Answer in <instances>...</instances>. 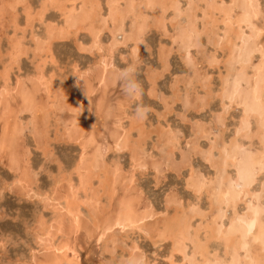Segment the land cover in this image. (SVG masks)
Returning a JSON list of instances; mask_svg holds the SVG:
<instances>
[{
	"label": "snow or ice",
	"instance_id": "snow-or-ice-1",
	"mask_svg": "<svg viewBox=\"0 0 264 264\" xmlns=\"http://www.w3.org/2000/svg\"><path fill=\"white\" fill-rule=\"evenodd\" d=\"M23 7L26 22L23 27L17 26L12 36L11 57L14 61L30 54V45L27 44L29 26H33L32 40L37 44L43 40L45 45L56 39L57 30L61 34L66 30L65 25L58 29L55 23L45 24L46 13L58 7L49 0H33ZM135 7L133 4V10ZM140 8L174 13L173 23L179 20L180 24L172 43L174 47L180 46L182 62L172 66L165 56L167 50L162 49L159 72L156 73L161 80L160 90L150 88L147 99L144 87L131 90L127 98L134 112L132 119L143 122L145 127L134 126L115 140L114 159L109 167L114 169L117 178L123 175L137 182L151 177L145 193L149 204L186 207L185 216L190 215L192 220L199 217L200 224L196 228L197 236L191 235L190 221L186 233L178 234L175 221L168 220V212L161 210L157 213L152 207L141 216L133 205H122L114 226L110 220L102 230L112 235H116V230L120 232L111 251L115 259L109 264H264V0H208L207 3L190 2L186 8L178 0L172 4L147 0V3L140 4ZM193 10L198 17L195 22ZM209 19L217 25L223 24V35L219 36L220 43L215 47L222 50L224 43L229 42L230 68L237 64L250 65L253 54L259 52L262 59L257 88L248 95H242L239 89V75L233 80L231 72L228 76L222 73L217 84L216 78L207 74L208 69L221 63L215 54L209 57L205 51L206 63L200 62L201 49L205 47L200 38L209 28ZM37 20L46 28V36L37 33L34 27ZM201 20L205 32L198 28ZM216 34H219L218 28ZM208 36V43L212 45L213 33L208 32ZM126 38L124 32L114 35L117 40ZM232 41H235L234 45ZM137 42L144 43L143 40ZM92 47H99L98 38ZM152 51L155 55V50ZM146 103L150 106L145 107ZM240 108H243V115L229 126L230 114ZM150 113L154 114L153 128L148 130L146 116ZM256 116L259 117L261 139L258 152L253 151L251 145L241 147L242 142L253 139ZM146 131L152 133L153 140L166 139V145L149 153L142 146L147 138ZM54 149L55 145L51 144L38 150L43 153L42 157L37 163L29 164L35 176L40 177L47 170L48 180L59 187L79 173L81 184L74 187L73 197L85 204L94 203L95 196L84 183L85 157H61ZM121 156L127 160L126 171ZM237 156L239 163L235 162ZM229 160L233 163L229 164ZM229 167L235 169L231 175L227 171ZM31 181L32 174H29L26 181L5 182L0 185V198L9 194L15 196L18 184ZM50 195V192L29 191L26 198L19 199L20 206L12 213L0 211V264H31L19 256L10 260L6 253L20 243L15 239L14 227L23 224L31 232L34 216L38 214V208L33 213L30 207H23L25 202L47 203ZM185 200L188 202L186 206ZM200 232L224 246V259L205 261L196 258ZM101 239H104L103 235ZM168 240L173 244L171 253L160 251L161 245ZM189 240L192 249L183 246ZM121 241L122 251L119 248ZM145 243L157 251L146 249ZM190 250L191 256L188 255ZM177 251L183 257L182 261L176 259ZM228 255H231L230 260Z\"/></svg>",
	"mask_w": 264,
	"mask_h": 264
},
{
	"label": "rangeland",
	"instance_id": "rangeland-1",
	"mask_svg": "<svg viewBox=\"0 0 264 264\" xmlns=\"http://www.w3.org/2000/svg\"><path fill=\"white\" fill-rule=\"evenodd\" d=\"M83 1L84 3H82ZM108 1L109 0H49V3L55 4L58 7L46 13L45 24L55 23L57 24L58 29L61 25H65L66 30L63 32V34L57 30L56 39L53 40L51 44L45 45L43 40H41L40 44H37L32 40L33 26H29L27 33V44L30 45V54H26L23 58H18L14 61L12 57L10 58L12 50V36L16 32V27H23L24 23L26 22V17L24 16L25 8L23 5L31 4L33 0H0V93L1 90L4 89V79H6L5 81L7 83V88L11 89V91L12 88L15 87L17 81L20 84L19 86L23 84L24 88L20 87L21 90L28 91L32 89L33 104L36 107V119L38 122L33 124V116L30 113L21 112L20 110L13 113L11 120H14V123H16L19 127V130H16V143L14 144V148L16 147L15 151L17 150V160L20 159V161H18L20 168L17 171L10 169L8 163L9 158H7L8 154L6 153L7 151L5 152L6 154L4 153L3 155H0V185L4 184L5 182L11 183L14 180L26 181V178L29 176V174H32V181L31 183L25 182L22 185L18 184L15 196L9 194L5 198H0V211L12 213L14 208L20 206L19 199L21 197L26 198L29 191L35 190L36 192L44 191L46 194L48 192L51 193V195L48 196L47 203L40 202L37 205L29 204L26 201L23 205L25 208L30 207L33 210V213H36L38 208V214L34 216L31 232H29L23 226V224L14 227L15 239L20 243L18 246H14L10 253H6L10 260H15L19 256L22 260L30 261L31 264H52V260L56 257L57 259L65 261L66 264H109L110 261L115 259V257L111 255V251L113 245L117 244L120 232L119 230H116V235L105 234L102 231V228L110 220L114 226L116 217L118 216L117 211H120L121 202H127L126 199L128 198L126 197H129L127 203L133 205L139 214L143 215V211L152 207H155L157 213H159L161 210L168 212L169 216L173 215L174 213L175 209L173 207L167 208L163 205L153 206L148 203V197L145 195V193L151 183V177H146L142 181L137 182H134L131 177H125L123 175H121L122 179H119L117 178L114 169L110 168L109 165L112 164L114 159V141L120 136H123V133L129 132L134 126L137 128L145 127L143 122L134 121L132 119L134 112L132 111V106L130 105L127 98L131 90L134 88L142 89L144 87L146 99L147 92L150 88L157 91L160 90L161 80L157 78L156 73L159 72L158 66L160 65V53L162 49L167 50L165 56L170 60L172 66L182 62L180 46L176 45L174 47L172 43L175 33L177 34L178 32L180 21L177 20L175 23H173L172 17L174 16V13L172 12L163 14L151 9L140 10V4L144 3L145 0H120L121 3H118L120 8L123 10V8L128 7L129 10H131V12L133 11L134 14V19H132L133 14L131 13H129L131 16L127 14L126 17H123L122 32L125 33L128 30L127 33H130V24L132 19L135 22V26H133L134 38L129 39V42L127 40L119 39L118 41L120 43L117 42L114 44V35L112 34L111 29L112 21L108 17ZM174 1L177 0H158V2H167L169 4L174 3ZM178 1L185 8L187 7L188 4L185 0ZM203 1L204 0H202V3H205V1ZM217 2H219V0H217ZM193 3L198 4L200 2L195 0ZM74 4H76L74 9L77 13H73V15L79 14L81 9L85 11V9L89 7V10H86L85 12L90 14L89 16L91 19L87 20L86 22L84 21V23L78 24V26L72 27L67 25L65 22L70 20L68 18L70 15L64 17L63 12L66 10L68 11L71 6H74ZM127 4L128 6H126ZM132 4L136 5L134 10L132 8ZM17 5H20V7L17 8ZM200 15H203L202 11ZM193 16V22H195V20L198 18L196 16L195 10H193ZM116 19L117 20H115L114 23L115 25H118L120 22L118 20L120 19ZM91 20L93 22V26L96 28V31H98V29L99 31L102 29L100 32L101 34L98 35V37L100 36L98 38L100 48L92 47L94 42H92V35L90 33L91 31L89 27V25H91L90 23H92ZM214 22L215 21L212 19L208 20L209 28L207 32H205V24L203 20H201V23L198 25L199 30L205 32V34L200 38L202 44L205 46L201 49L200 62L206 63V58L203 55L205 51L208 53L209 57L212 56V54H215L216 58L220 60L221 63L215 68L208 69L207 74L214 76L217 80V84H219V77L221 74L223 73L224 75H227V70L230 68L228 63L229 42L226 41L224 43V48L222 50H217L215 45L220 43L219 36L223 35V24H218V26ZM34 27L40 36H46L47 30L46 28H43L39 20L35 22ZM134 27L136 28L134 29ZM125 28H127V30ZM142 28L144 29L143 32ZM217 28L219 29L218 35L216 34ZM208 32L213 33L212 38L214 43L212 45H209L208 43ZM118 34L119 33L116 35ZM20 35H24V33H20ZM138 40H143L144 43H138ZM102 43L103 45H101ZM257 47H259V45H257ZM81 48L86 49V51H81ZM101 48L103 50H101ZM133 49H135V53H133ZM153 49L155 50V55H153ZM256 54L257 56L255 53L253 54L252 65L250 64L251 68L246 69L245 72L246 76H249L250 78L252 73H254L253 70H259V66L261 65L262 58L258 52ZM101 60L105 61L108 65L107 69H110L105 73L102 72V68L99 63ZM235 67H232L231 69H234ZM109 71L112 72L110 73ZM112 73H114V75ZM101 74H104V76ZM99 79L101 81H99ZM242 85V88H245L244 82ZM72 86H75L74 92L72 90ZM181 86H183V84ZM99 97H103L102 100ZM116 100H118V103ZM16 102L19 104L15 103L13 105H17L20 108L22 101L19 99ZM75 104L84 108L87 107L88 113L84 112L82 114V112H72L71 107H73L74 110V106H76ZM100 105H102L101 108L103 107V111L97 112V106L100 107ZM1 106L2 105H0V107ZM144 106L149 107L150 105L146 103ZM67 107L69 109H67ZM104 107L107 113L106 111L104 112ZM241 111L242 108L230 114L229 126H231L233 122H238L241 116ZM17 112H19V114ZM77 115L78 117H76ZM153 118L154 114L151 113L146 116V127L148 130L153 128ZM116 119L119 122H117ZM116 122L118 123L119 127L117 126ZM34 126L35 129H32ZM72 129H74V131H72ZM115 131H117V133ZM35 132H38L39 134ZM145 136L147 138L142 142V146L145 147L149 153H152L154 149L164 147L167 143L165 140H153L152 133L149 131L145 132ZM90 140H93L94 144L93 141ZM83 142H86V147L84 150H81V145ZM184 142L187 143L186 140ZM250 142L252 144L251 146L253 151H256L257 146L255 145H257V139L253 138ZM201 143L206 144L207 142L202 141ZM51 144L55 145L54 150L61 157L79 159V156L82 153L85 155L86 161L90 162L92 159L89 158L88 155L91 152L94 154L91 153L89 155L90 157L92 154L94 156L97 155L96 158L93 156L95 159H93L94 164L92 162L88 163L89 166H86L88 169L84 170V183H88L87 186L89 189L92 188L94 190V193L92 192L91 194L94 195L95 192L97 193V199H95V202L94 204L92 203L91 207L90 203L88 206V204L86 205L83 203L81 199H78L77 201V198H75L77 202L82 204L80 206V210L82 212L80 216L81 219L77 227H75V225L73 226L72 223H69L71 221L70 215L68 216L67 211L62 209V205H64V200L70 195V192L71 195L69 197L73 198L72 191L74 187H80L78 185V179L81 178L80 174L77 173L76 175L71 176L59 187H56L55 184L48 180L47 170L44 175L36 177L34 170L29 167V164L37 163L42 157L43 153L39 152L38 150L43 145ZM108 148L112 150L110 151ZM121 159L125 164L126 171L127 160L124 156H121ZM97 168H99L98 171ZM87 178L89 180H87ZM109 179L116 183H111ZM117 179H119L118 182ZM102 180L105 183L102 182ZM103 186L105 187L102 188ZM123 187L125 189H123ZM112 189L115 190V192H111ZM123 191L125 193L127 192L124 197H122L124 194ZM81 192H83V189H81ZM134 198L139 200L133 202L135 200ZM187 203V200H185V206ZM181 208L186 209V207ZM108 213H110V215ZM112 214L114 215L112 216ZM54 217H57L60 220L59 226L61 227V234H59V232L54 233L56 231L50 228L49 233L52 235V237H54V242L57 241L56 243H58V245H63V243L64 245H67V248L64 247L65 252L64 250L60 253L54 252L53 250L48 251L38 244L37 233L40 231V223H42L43 227L45 228L50 227L52 224V226H56L55 223L52 222ZM109 217L110 219L108 220ZM191 221L193 225L196 224L195 226L200 224L199 217ZM101 235L104 236V239H101ZM200 235L202 236V234H199V236ZM171 244L172 243L170 240L165 241L161 245L160 251L171 253ZM208 246V253L206 252V255H212V251L215 249L219 252V255L222 256V248L218 246L216 241L208 243ZM144 247L150 251H157L156 249H153L148 243H145ZM119 248L122 251V241L120 242ZM187 248L190 249V246ZM190 251L188 252V255ZM162 258L163 257H161V259ZM176 259L182 261V256L177 253Z\"/></svg>",
	"mask_w": 264,
	"mask_h": 264
},
{
	"label": "bare ground",
	"instance_id": "bare-ground-1",
	"mask_svg": "<svg viewBox=\"0 0 264 264\" xmlns=\"http://www.w3.org/2000/svg\"><path fill=\"white\" fill-rule=\"evenodd\" d=\"M55 1V0H54ZM131 1H133V0H131ZM131 1H129V2H131ZM163 1V0H162ZM186 1V3L188 4V3H193V2H195V0H185ZM197 2H200V3H202V0H196ZM205 1V3H207L208 2V0H204ZM203 1V2H204ZM90 2V1H89ZM120 2V0H109L108 1V3L107 4H109V12H108V17H109V19L112 21V27H111V29H112V34L113 35H116L117 33H121L123 30H122V28H123V17H126L127 16V14H129V13H131V14H133V11L131 12V10H129V8L127 7V8H123V10L120 8V6L118 5V3ZM174 2H177V1H174ZM179 2V1H178ZM77 3V2H76ZM82 3H84V1L82 2ZM121 3V2H120ZM144 3H147V0H145V2ZM196 4V3H195ZM75 5L76 4H74V6H71L70 7V9L67 11H65V12H63V15H64V17L66 16H68V15H72L71 17L69 16L68 18L70 19V23L68 22V21H65L66 23H67V25H69V26H72V27H75V26H78V24H80V23H84V21L86 22L87 20H90L91 18H90V14L88 13V12H85L86 10H89V7L88 8H86L85 9V11L83 10V9H81V12L79 13V14H74L73 15V13H77L76 12V10L74 9V7H75ZM80 5V4H79ZM122 5V4H121ZM133 5V4H132ZM85 6H87V5H85ZM123 6V5H122ZM126 6H128V4L126 5ZM131 7V6H130ZM140 7V6H139ZM82 8V7H81ZM84 8V7H83ZM94 9V8H93ZM79 10V9H78ZM97 10V9H96ZM140 10H141V8H140ZM90 12V11H89ZM93 12H94V10H93ZM70 13H72V14H70ZM95 13V12H94ZM107 14V13H106ZM164 14V13H163ZM160 15V14H159ZM161 16V15H160ZM195 16V15H194ZM193 16V17H194ZM141 17V16H140ZM116 18H118V19H120V20H118V21H120L119 23H118V25L116 24L115 25V23H114V21L115 20H117ZM173 18V17H172ZM132 19H134V14H133V18ZM131 19V24H130V33L128 34L127 33V28H125L127 31L125 32L126 34H127V38L126 39H123V40H129V39H133L134 38V34H133V26H135V22L133 21ZM196 19V18H195ZM130 21V20H129ZM90 22V21H89ZM91 22H92V20H91ZM102 22H103V19H102ZM137 22V21H136ZM140 22V21H139ZM65 23V24H66ZM138 23V22H137ZM215 23V22H214ZM91 25H89V27H90V33H91V35H92V42H95L96 40H97V38H99L98 37V35L99 34H101L100 32H101V30L99 31V29H98V31H96L95 29V27L93 26V22L92 23H90ZM180 24V23H179ZM88 26V25H87ZM105 26V25H104ZM219 26V25H218ZM98 27H99V25H98ZM139 27V26H138ZM178 27V26H177ZM211 27H213V26H211ZM101 28V27H100ZM136 27H134V29H135ZM136 31H137V29H136ZM97 32V33H96ZM176 32H177V30H176ZM141 34V33H140ZM175 35H176V33H175ZM136 38V37H135ZM113 40H114V44L115 43H120L117 39H114V37H113ZM137 40V39H136ZM208 40V39H207ZM122 41V40H121ZM129 42V41H128ZM101 43V42H100ZM123 43V42H122ZM232 43H233V45L235 44V41H232ZM208 44V43H207ZM101 45H103V43L101 44ZM116 46V45H115ZM126 46V45H125ZM100 48V47H99ZM106 49V48H105ZM100 50V49H99ZM160 53V52H159ZM203 53V52H202ZM213 53V52H212ZM257 53V52H256ZM255 53V55L257 56V54ZM259 53V52H258ZM231 55V48L230 47H228V57ZM112 56V55H111ZM225 56V55H224ZM255 56V57H256ZM103 57V56H102ZM10 58H11V56H10ZM101 58V57H100ZM260 58V57H259ZM107 60V59H106ZM110 60V59H109ZM254 60H256V59H254ZM258 61V60H257ZM110 62V61H109ZM132 62V61H131ZM100 63V65H101V68H102V72H106L107 70H110V69H107L108 68V65H107V63L105 62V61H103V60H101V62H99ZM111 64V63H110ZM42 65V64H41ZM251 65H252V63H251ZM251 65H241V64H237L236 65V67L234 68V69H231V68H228V70H227V75H225V76H228L229 75V73L231 72V76H232V79L233 80H235L236 79V77H237V75H239V80H240V82H239V89L241 90V93H242V95H248L250 92H252L253 90H255L256 88H257V81H258V77H259V75H260V72H259V70L257 69V70H253L254 71V73H252V76H251V78L248 76H246V69H249V68H251L250 66ZM259 65V64H258ZM98 66V65H97ZM99 67V66H98ZM227 67V66H226ZM257 67V66H256ZM95 68V67H94ZM100 68V67H99ZM112 70V69H111ZM110 73L112 72V71H109ZM248 72V71H247ZM109 74V73H108ZM113 75H114V73H112ZM100 75V74H99ZM102 76H104V74H101ZM107 76V75H106ZM109 76V75H108ZM112 76V75H111ZM110 76V77H111ZM92 77V76H91ZM101 77V76H100ZM115 77V76H114ZM7 78V77H6ZM120 79V78H119ZM126 79V78H125ZM6 79H4L3 81H4V85H3V87H4V89H2L1 90V93H0V105H2V109L0 110V121H2V123H3V128L5 129V130H1L0 132V155H3L6 151V153L8 154V156H7V158H9L8 159V163H9V167H10V169L12 170L13 169V171H17L20 167H19V164H18V161H20V159L19 160H17V154H16V151H15V148H14V144L16 143V130L14 129V130H8V128H9V125H8V123H7V121H5V118H7V115L8 114H13V113H15L17 110H16V107H13L12 105H11V103L10 102H15L16 103V101L17 100H21L22 102H21V106H20V110H21V112H26V113H30L32 116H33V120L35 121V116H36V113H35V111H36V107H35V105L33 104V90L32 89H30V90H28V91H24V90H21L20 89V87H23V84L21 85V86H19L20 84L18 83V81H17V83L15 84V87L14 88H12V91H11V89H9V88H7V83H6V81H5ZM71 80V79H70ZM99 81H101L100 79H99ZM106 81V80H105ZM126 81V80H125ZM22 82V81H21ZM244 82V84H245V88H242V83ZM73 83H74V81H73ZM46 84V83H45ZM72 84V83H71ZM107 84V83H106ZM37 85V84H36ZM74 85V84H73ZM78 85V84H77ZM75 86H72V90H73V92H74V88ZM79 87H80V85H79ZM93 87V86H92ZM107 87H108V85H107ZM24 88V87H23ZM33 88H35V87H33ZM46 88V87H45ZM109 88V87H108ZM25 89H26V86H25ZM59 89V88H58ZM57 89V90H58ZM103 89V88H102ZM243 89V90H242ZM75 91H78V90H75ZM83 92V91H82ZM86 92H88V91H86ZM91 92V91H90ZM102 93V92H101ZM36 94V93H35ZM78 95V94H77ZM102 95V94H101ZM106 96V95H105ZM101 100H102V98L101 97H99ZM35 99V98H34ZM55 99V98H54ZM106 99H107V97H106ZM126 99V98H125ZM124 99V100H125ZM77 100V99H76ZM95 101V100H94ZM107 101V100H106ZM51 102V101H50ZM99 102V101H98ZM105 102V101H104ZM103 102V103H104ZM116 102L118 103V100H116ZM120 102V101H119ZM102 103V104H103ZM241 103H243V100H241ZM19 104V103H18ZM50 104V103H49ZM97 104V103H96ZM101 104V103H100ZM104 104H106V103H104ZM122 104V103H121ZM51 105V104H50ZM108 105V104H107ZM127 105V104H126ZM80 106V105H79ZM102 106V105H101ZM104 106H106V105H104ZM109 106V105H108ZM89 107V106H88ZM120 107H122V106H120ZM93 108V107H92ZM112 109V108H111ZM16 110V111H15ZM18 110H19V106H18ZM92 110V109H91ZM108 110V109H107ZM109 110H110V108H109ZM108 110V111H109ZM60 111V110H59ZM102 111H103V107H102ZM101 111V112H102ZM106 111V109H105V107H104V112ZM111 111V110H110ZM122 111V110H121ZM124 111V110H123ZM18 113V112H17ZM88 113V112H87ZM106 113H107V111H106ZM112 113V112H111ZM11 114V115H12ZM19 114V113H18ZM29 114V115H30ZM34 114H35V116H34ZM108 114H110V113H108ZM113 114V113H112ZM115 114V113H114ZM121 114V113H120ZM123 114V113H122ZM16 115V114H15ZM51 115V114H50ZM88 115V114H87ZM106 115V114H105ZM119 115V114H118ZM243 115V108H242V111H241V116ZM94 116V115H93ZM113 116H116V115H113ZM8 117H9V115H8ZM120 117V116H119ZM121 117H122V115H121ZM120 117V118H121ZM108 118H110V117H108ZM119 118V119H120ZM89 119V118H88ZM105 119H107V118H105ZM20 120V119H19ZM106 121V120H105ZM115 121V120H114ZM116 121L117 122H119L117 119H116ZM75 122V121H74ZM73 122V123H74ZM116 122V123H117ZM253 125H254V128L252 129V133H253V138H255V139H257V145H255V146H257V149H256V151L258 152L259 150H260V147H261V139H260V135H259V130H260V125H259V117L258 116H256L255 117V119L253 120ZM1 123V124H2ZM71 123V122H70ZM72 123V124H73ZM78 123V122H77ZM87 123V122H86ZM115 123V124H116ZM39 125V124H38ZM75 125H76V123H75ZM113 125H114V123H113ZM134 125V124H133ZM13 126H14V128H15V126H17V124L16 123H14L13 124ZM117 126H118V123H117ZM81 127V126H80ZM116 127V126H115ZM119 127V126H118ZM77 128V127H76ZM82 128V127H81ZM81 128H80V130H81ZM122 128V127H121ZM38 129V128H37ZM71 129V128H70ZM97 129V128H96ZM114 129V128H113ZM41 130V129H40ZM77 130V129H76ZM123 130V129H122ZM72 131H74V129H72ZM71 131V132H72ZM85 131V130H84ZM114 131V130H113ZM117 131H118V129H117ZM117 131H115L116 133H117ZM109 132V131H108ZM111 132V131H110ZM35 133H37V134H39L38 132H35ZM115 133V134H116ZM119 133V132H118ZM79 134V133H78ZM81 134V133H80ZM83 134V133H82ZM90 134H91V132H90ZM114 134V133H113ZM113 134H111V135H113ZM124 134V133H123ZM69 135V134H68ZM65 136V135H64ZM110 136V135H109ZM66 137V136H65ZM78 137V136H77ZM20 139V138H19ZM113 139H114V136H113ZM18 140V139H17ZM40 140V139H39ZM74 140V139H73ZM157 140H160V139H157ZM165 140V142H166V139H164ZM82 141V140H81ZM89 141V140H88ZM90 141H93V140H90ZM250 141H252V140H250ZM250 141H244V142H242V144H241V147H245V146H247V145H249V143H250V145H252L251 144V142ZM42 142V141H41ZM87 142V141H86ZM86 142H83L82 143V145H81V150H84L85 149V144H86ZM115 142V141H114ZM79 143V142H78ZM18 144V143H17ZM93 144H94V141H93ZM89 146H91L90 144H88ZM114 145V144H113ZM113 147V146H112ZM254 147V146H253ZM108 149H110V148H108ZM19 150V149H18ZM255 150V149H254ZM81 152H83V151H81ZM90 152V151H89ZM149 152V151H148ZM5 153V154H6ZM91 153H93V152H91ZM90 153V154H91ZM89 154V155H90ZM94 154V153H93ZM91 155V157L88 155V157L89 158H91L92 160L90 161V162H92L93 163V156L94 155ZM80 155H83L82 153L80 154ZM215 155H219V153H216ZM21 156V155H20ZM84 157H85V155H83ZM96 156L97 155H95L94 157L96 158ZM87 157V156H86ZM95 160V159H94ZM99 160V159H98ZM97 161V160H96ZM96 161H95V163H96ZM90 162H87L86 161V159H85V169L84 170H86V169H88V168H86V166L88 165V163H90ZM235 162L236 163H239V156H237L236 157V160H235ZM233 163V160H229V164H232ZM25 164V163H24ZM94 164V163H93ZM105 164V163H104ZM99 165H101V164H99ZM221 165H222V161H221ZM89 166V165H88ZM99 167H101V166H99ZM106 167V166H105ZM98 169L99 168H97V171H98ZM94 170H95V168H94ZM92 171V170H91ZM228 174L229 175H231V174H233L234 173V171H235V169L233 168V167H229L228 168ZM21 172V171H20ZM91 173V172H90ZM96 173V172H95ZM98 173V172H97ZM87 174V173H86ZM98 174H100V173H98ZM105 174V173H104ZM113 174H114V171H113ZM20 175V174H19ZM90 175V174H89ZM102 175V174H101ZM106 175V174H105ZM91 176V175H90ZM78 177V176H77ZM114 177V176H113ZM126 177V176H125ZM20 178V177H19ZM100 178V177H99ZM115 178V177H114ZM85 179V178H84ZM116 179V178H115ZM119 179H122L121 178V176L119 177ZM119 179H117V182H118V180ZM79 181H78V185L80 186V184H81V178H79L78 179ZM87 180H89L88 178H87ZM110 180V179H109ZM108 181V180H107ZM111 181V180H110ZM109 181V182H110ZM115 181V180H114ZM129 181H131V180H129ZM84 182H85V180H84ZM98 182V181H97ZM102 182H104L103 180H102ZM120 182V181H119ZM105 183V182H104ZM111 183H114V182H112L111 181ZM116 183V182H115ZM114 183V184H115ZM123 183V182H122ZM94 184V183H93ZM119 184V183H118ZM131 184V183H130ZM31 185V184H30ZM86 185H88V183H86ZM90 185H91V183H90ZM120 185V184H119ZM107 186V185H106ZM118 186V185H117ZM122 186V185H121ZM67 187V186H66ZM91 187V186H90ZM105 186H103L102 188H104ZM124 187H125V185H124ZM123 187V189H125ZM111 188V187H110ZM118 188V187H117ZM135 188V187H134ZM92 188H90V190H91ZM70 191V190H69ZM94 190L92 189V191H91V193L93 192ZM73 192V191H72ZM111 192H115V190H113L112 189V191ZM124 192V191H123ZM94 193V192H93ZM65 194V193H64ZM70 195H71V192L69 193ZM68 194V195H69ZM97 193L95 192V199H97V195H96ZM105 194V193H104ZM125 194H127V192L125 193L124 192V194H123V196L122 197H124V195ZM69 195V196H70ZM93 195V194H92ZM69 196H67L66 198H65V200H64V205H62V209H64V210H66L67 211V213H68V216L70 215V219H71V221L69 222V223H72V225L74 226L75 225V227H77L78 225H79V222H80V216H81V214H82V212H81V208H80V206L82 205L81 203H79V202H77L78 201V199H77V201H76V199L73 197V193H72V197L73 198H71V197H69ZM62 197V196H61ZM126 198H128L129 199V197H126ZM139 198V197H138ZM53 199V198H52ZM128 199H126L127 200V202H128ZM135 199V198H134ZM131 200H133V199H131ZM137 200H139V199H137ZM136 199L133 201V202H135V201H137ZM127 202H121V204H120V211L118 212L117 211V213H118V216L117 217H119L120 216V213H121V206L122 205H130L129 203H127ZM60 203V202H59ZM105 203V202H104ZM130 203H132V202H130ZM51 204V203H50ZM91 204V207H92V203H90ZM94 204V203H93ZM113 204V203H112ZM118 204V205H119ZM46 205V204H45ZM87 205V204H86ZM137 205V204H136ZM88 206H89V204H88ZM95 206V205H94ZM58 208V207H57ZM112 208V207H111ZM116 208H118V207H116ZM115 208V209H116ZM173 208L175 209L174 210V213H173V215H171V216H169L168 217V220L171 222V221H175V223H176V225H177V233L179 234V233H181V232H184V233H186V231H187V227H188V222L190 221L191 222V227H192V233H191V235L192 236H197L198 235V233H197V231H196V228H197V226H195V225H193L192 224V219H191V216L190 215H188L187 217L185 216V212H186V209H183V208H181V207H177V206H173ZM114 209V210H115ZM119 209V208H118ZM146 209V208H145ZM204 210H206V208L204 209ZM84 211V210H83ZM116 211V210H115ZM144 212V211H143ZM95 213V212H94ZM116 213V212H115ZM109 215H110V213H108ZM57 215V214H56ZM67 215V214H66ZM114 214H112V216H113ZM60 216H62V215H60ZM112 216H110V217H112ZM141 216H142V214H141ZM110 217L108 218V220L110 219ZM116 217V218H117ZM93 218H94V216H93ZM69 219V220H70ZM44 221V220H43ZM60 220L57 218V217H54V220L52 221L53 223H55V225L56 226H50V227H48V228H45V227H43V224L42 223H40V225H41V227H40V231H39V233H37L38 235V244H40L41 246H42V248H44L45 250H53L54 252H63V250H64V252H65V248H67V245H64V243H63V245H58V243H56V242H54L55 240H54V237H52V235H50V233H49V228L50 229H53V230H55L56 232H54V233H57V232H59V234H61L60 233V230H61V227L59 226L60 225V222H59ZM114 221V220H113ZM63 223V222H62ZM58 224V225H57ZM66 224H68V223H66ZM160 224H161V227H163V225H164V220L163 219H161V221H160ZM46 225V224H45ZM62 225V224H61ZM198 225V224H197ZM95 226V225H94ZM93 228V227H92ZM104 228V227H103ZM102 228V229H103ZM62 229H63V227H62ZM94 229V228H93ZM36 234V233H35ZM58 234V235H59ZM68 234V233H67ZM79 234V233H78ZM199 234H202V236L200 235L199 236V242H198V245L196 246V251L198 252V255H197V259L199 260V259H204L205 261H209V260H212V259H215V258H220V259H224L225 258V249H224V246L222 245V244H219L216 240H214L213 238H211L210 236L209 237H206L205 235H204V233L203 232H201V233H199ZM56 235V234H55ZM84 235V234H83ZM54 236V235H53ZM61 236V235H60ZM78 237V236H77ZM81 237V236H80ZM46 238V239H45ZM216 241V243L218 244V246H220L221 248H222V256L221 255H219V252L217 251V250H215V249H213V253H212V255H210V256H208V255H206V252H207V247H209L208 246V243H211V242H215ZM171 243H172V241H171ZM62 244V243H61ZM172 245V247H173V244H171ZM184 247H188V246H190V249H192L193 248V245H192V243H191V241L189 240V242L188 243H186V244H184L183 245ZM202 246V247H201ZM65 247V248H64ZM41 250H43V249H41ZM44 250V251H45ZM171 250H172V248H171ZM170 250V251H171ZM47 251V252H48ZM52 251V252H53ZM211 251V250H210ZM257 252H259V248H257V250H256ZM47 252H45V253H47ZM221 252V251H220ZM49 253V252H48ZM177 253L179 254V251H177ZM208 253V252H207ZM213 254H215V255H213ZM255 254V253H254ZM47 255V254H46ZM45 255V256H46ZM192 255V251H190V253H189V256H191ZM43 257H44V255H43ZM59 257V256H58ZM40 258V257H39ZM42 258V257H41ZM65 258V257H64ZM227 258L230 260L231 259V255H228L227 256ZM33 259H34V257H33ZM45 259V258H44ZM47 259V258H46ZM182 260H183V257H182ZM53 262H52V264H66L65 263V261H63V260H60V259H57L56 257L52 260ZM70 261V260H69ZM74 263V262H73ZM36 264V263H35Z\"/></svg>",
	"mask_w": 264,
	"mask_h": 264
},
{
	"label": "crops",
	"instance_id": "crops-1",
	"mask_svg": "<svg viewBox=\"0 0 264 264\" xmlns=\"http://www.w3.org/2000/svg\"><path fill=\"white\" fill-rule=\"evenodd\" d=\"M11 103V105L13 106V104H15V102H10ZM16 103H18V102H16ZM76 105V104H75ZM99 105V104H98ZM13 107H16V110L17 111H19L20 110V108H19V110H18V106L17 105H14ZM75 107V109L73 110V107H71L72 108V112L74 111V113H80V112H82V114L84 113V112H86L87 113V111H88V108L86 107V108H84V107H82V106H79V105H76V106H74ZM0 109H2V106L0 107ZM67 109H69L68 107H67ZM76 109H78V110H76ZM15 110V111H16ZM21 111V110H20ZM99 111H102V108H101V105H100V107H98L97 106V112H99ZM19 113V112H18ZM35 113H36V111H35ZM8 115H9V117H8ZM7 115V118H5V121H7V123H8V125H9V128H8V130H19V127L18 126H15V128H14V126H13V124H14V120H11L12 119V116H13V114L11 115V114H8ZM34 116H35V114H34ZM76 117H78V115L76 116ZM16 118V117H15ZM37 116H35V121H33V124H35V123H38L37 122ZM2 123V121H0V130H5L4 128H3V123ZM32 129H35V126L34 127H32Z\"/></svg>",
	"mask_w": 264,
	"mask_h": 264
}]
</instances>
